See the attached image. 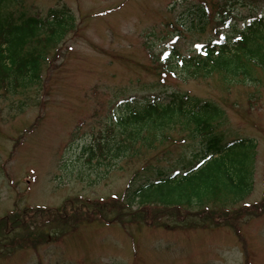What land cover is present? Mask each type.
Instances as JSON below:
<instances>
[{
  "label": "rangeland",
  "instance_id": "rangeland-1",
  "mask_svg": "<svg viewBox=\"0 0 264 264\" xmlns=\"http://www.w3.org/2000/svg\"><path fill=\"white\" fill-rule=\"evenodd\" d=\"M227 2L231 19L219 28L217 5ZM7 8L41 17L60 8L75 22L48 54L38 86L15 97L0 92V219L17 220L0 234V264H264V75L227 88L215 74L192 78L178 60L174 73L161 71L165 57L187 58L241 32L263 15V0H14ZM170 91L216 102L225 140L256 143L253 189L239 208L127 205L133 172L160 164L181 171L192 162L183 161L189 149L172 147L162 163L160 152L128 156L107 175L82 156L120 105ZM84 202L107 209L84 210Z\"/></svg>",
  "mask_w": 264,
  "mask_h": 264
},
{
  "label": "trees",
  "instance_id": "trees-1",
  "mask_svg": "<svg viewBox=\"0 0 264 264\" xmlns=\"http://www.w3.org/2000/svg\"><path fill=\"white\" fill-rule=\"evenodd\" d=\"M230 2L223 5H231L228 9L220 3L217 5V14L221 15L216 18L219 28L230 22L233 6ZM13 3L14 0H0V92L15 97L38 86L43 65L51 64L48 54L57 50L75 21L67 10L50 9L46 17H41L26 10L8 9ZM199 9L204 15L208 12L205 7ZM169 26L176 29L174 24ZM173 57L163 59V73H174L170 72L171 67L175 69L174 61L178 60L177 68L190 72L194 79L211 78L215 74L227 88L237 83L254 84L257 71L264 75V14L251 20L241 32H234L232 38L211 40L187 58ZM225 118L226 113L214 101L170 91L163 98L120 105L97 132L90 134L81 154L88 164L95 162L107 175L121 169L128 156L139 159L150 152H160L162 163L171 156L172 147L189 149L183 161L198 162L184 163L183 170L172 171L173 175L166 173L161 164L133 172L125 202L128 206L137 202L138 207L155 204L172 211L199 208L204 212L207 207L228 210L248 198L253 189L256 143L242 138L226 141ZM147 174L150 175L144 180L139 179ZM82 207L91 211L99 207L107 209L90 202H84ZM16 221V217H12L11 223L1 218L0 234L11 232ZM40 239L45 241V236ZM23 243L22 246L33 245Z\"/></svg>",
  "mask_w": 264,
  "mask_h": 264
}]
</instances>
